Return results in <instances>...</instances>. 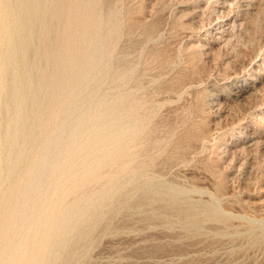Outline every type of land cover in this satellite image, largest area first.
I'll use <instances>...</instances> for the list:
<instances>
[{"label":"rangeland","instance_id":"374dc122","mask_svg":"<svg viewBox=\"0 0 264 264\" xmlns=\"http://www.w3.org/2000/svg\"><path fill=\"white\" fill-rule=\"evenodd\" d=\"M43 3L38 122L0 209V250L49 136L118 102L134 129L125 153L64 201L108 189L73 264H264V0ZM97 44L103 57L89 69Z\"/></svg>","mask_w":264,"mask_h":264},{"label":"bare ground","instance_id":"6f19581e","mask_svg":"<svg viewBox=\"0 0 264 264\" xmlns=\"http://www.w3.org/2000/svg\"><path fill=\"white\" fill-rule=\"evenodd\" d=\"M43 1L0 0V122L2 117L8 120L5 135L0 137V190L8 185L10 192L0 203L2 211L10 207L17 185L13 181L38 122L34 114L39 107L36 77L43 73L39 71L40 52L33 54L35 41L43 35L34 31L49 14ZM102 54L103 47L95 45L87 61L89 69L99 64ZM117 103L100 106L81 124L63 122L54 139L49 136L34 170V184L29 182L32 190L29 187L23 198V210L28 209L18 213L19 228L11 225L6 231L11 240L7 251L0 250V264H73L74 256L68 252L93 227L92 215L103 207L108 189L68 205L64 201L80 185L101 180L100 171L125 153L134 129L116 112ZM55 146L58 151L52 159ZM109 182L113 186L115 177Z\"/></svg>","mask_w":264,"mask_h":264}]
</instances>
